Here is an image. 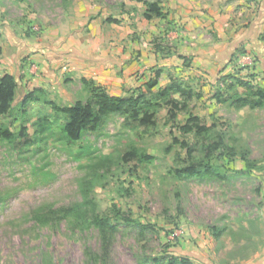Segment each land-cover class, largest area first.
Segmentation results:
<instances>
[{
  "label": "rangeland",
  "instance_id": "1",
  "mask_svg": "<svg viewBox=\"0 0 264 264\" xmlns=\"http://www.w3.org/2000/svg\"><path fill=\"white\" fill-rule=\"evenodd\" d=\"M145 1L153 0H0V76L13 74L18 82L0 128L24 127L32 135L43 118L56 120L57 106L87 100L82 78H95L49 58L64 45L117 56L120 79L106 75L103 86L123 97L148 93L155 113L154 123L134 127L113 114L77 142L59 120L25 148L0 138V264H140L175 255L194 264L264 259V103L236 102L246 93L258 101L257 89L240 82L264 87V55L222 67L215 78L207 71L190 76L189 87L201 96L176 93L180 102L173 107L155 96L173 72L138 65L137 47L163 27V18L144 17ZM159 36L154 49L163 46ZM36 88L43 92L23 105ZM192 116L207 127L205 134L183 132ZM183 143L196 149L192 156ZM208 159L224 179L175 176V168ZM97 218L110 221L99 225Z\"/></svg>",
  "mask_w": 264,
  "mask_h": 264
},
{
  "label": "crops",
  "instance_id": "2",
  "mask_svg": "<svg viewBox=\"0 0 264 264\" xmlns=\"http://www.w3.org/2000/svg\"><path fill=\"white\" fill-rule=\"evenodd\" d=\"M162 5L166 13L161 20L163 27H154L155 31L147 35V42L137 47L142 53L138 65L143 70L152 64H159L164 70L186 81L202 71L209 72L215 78L222 67L231 69L235 63L244 60L252 62L255 54L262 60L264 0H165ZM212 29L214 34L211 33ZM159 35L163 37L160 49L164 50L152 47L156 37L161 40ZM48 55L57 63L68 65L70 61L72 68L79 73L84 71L85 75L86 72L91 74L102 85L108 83L102 79L106 75L119 80V68L123 67H119L121 63L117 56H107L105 50L89 51L86 44L85 47L82 44L75 47L64 45L59 49L55 47L54 52ZM42 59L51 65L44 55ZM125 66L126 71L131 69L128 64ZM253 264H264V259Z\"/></svg>",
  "mask_w": 264,
  "mask_h": 264
},
{
  "label": "trees",
  "instance_id": "3",
  "mask_svg": "<svg viewBox=\"0 0 264 264\" xmlns=\"http://www.w3.org/2000/svg\"><path fill=\"white\" fill-rule=\"evenodd\" d=\"M163 0L145 1L147 9L144 12L146 19L163 18L166 13L163 11L164 7L161 5ZM119 22V20H114ZM157 49H160L158 46ZM161 50V49H160ZM187 60V58H186ZM162 74V70L156 72L155 78L149 82V87L152 89L158 84V79ZM83 83L88 87L89 97L85 102L77 101L75 104L57 106L58 117L56 120L60 121L62 131L68 136L71 141L77 142L83 138L86 131L98 130L105 126L107 117L121 113L126 116L127 124L131 126L140 125L148 126L154 123L155 113L150 106L149 94L141 92L139 95H132L129 97L116 96L108 92L107 88L102 84H98L94 80L82 78ZM241 85L249 89H257L255 94H258V101H254L249 97V93L244 96H239L236 101L239 106L250 105L255 108L264 103V87L255 86L249 81L240 82ZM18 88L17 78L13 74H5L0 76V115L7 114L13 106L16 98V91ZM43 89L36 88L29 92L24 98L22 104L27 105L29 102L37 99V93H42ZM179 93L185 97H200V93H195L189 87L187 81L173 76L171 83L164 88H161L156 97L170 101L173 107H177L179 100L174 97V94ZM175 116V113H173ZM56 120L54 122H56ZM198 116H192L188 122L182 127L184 133L194 131L196 135L205 134L208 129L202 125ZM54 122H49V119L43 118L40 122L38 131L29 135L26 128H22L19 132H14L10 128H0V138L14 143L19 148H25L30 144L42 141L46 130H50ZM188 151L189 156H192L196 150L188 143H183ZM211 147V146H210ZM214 148L216 149L217 146ZM213 149L211 152H213ZM209 155V154H208ZM145 158H150L145 156ZM175 176L179 179H188L191 177L199 178H218L224 179L223 172L210 159L206 161H197L190 164L175 168ZM116 218V217H115ZM109 218H97L96 222L103 225L109 222ZM215 229L216 235L220 234V229ZM140 264H194V262L187 256H170L167 258L154 257L150 262H142Z\"/></svg>",
  "mask_w": 264,
  "mask_h": 264
}]
</instances>
